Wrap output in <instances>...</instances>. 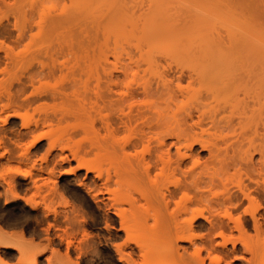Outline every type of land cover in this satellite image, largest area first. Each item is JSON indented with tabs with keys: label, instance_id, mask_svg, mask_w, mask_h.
<instances>
[{
	"label": "bare ground",
	"instance_id": "1",
	"mask_svg": "<svg viewBox=\"0 0 264 264\" xmlns=\"http://www.w3.org/2000/svg\"><path fill=\"white\" fill-rule=\"evenodd\" d=\"M1 2L7 3L8 0H6V2H5V0H1ZM156 3H158L160 5H164V6H169V7L170 6L172 7L175 5L179 6V7L180 6L192 7V9L194 8L197 11L201 10V12L203 13L201 15L200 12H196V13L194 12L195 14H191L189 16L186 13V15H187L186 17L183 16V13H182V17H181L183 20L181 24H183V25H185V23H187V25L189 24V26L195 25V27H196V24L199 23V24H201L202 27H204L203 30L201 29L203 32L200 30L202 32L201 36H202V38H204L203 40H204L205 45H206L205 47L209 51V55H207V56H201V57L200 56L199 57L194 56L195 58L193 57L191 59L188 57L189 60H187V61L191 65V68H189V69H191V70H189V71H191V74L189 73L190 75H192V72H193V74H195V73L196 74H207L208 76L211 75V76H215V77L221 76V75L222 76L227 75L226 76L227 78L226 77L225 78L223 77V78L228 80V76L230 74L234 76L235 72H236V74H238V72H239V74L241 73L244 76L243 78L239 77V78H242V81H240V82L241 83L243 82V83L239 84V85H242V87L238 86V89L236 88L239 91H234V90H236V89H234L235 88L234 87L231 89V92H230V89H228V88H231L232 85L230 86L229 83L226 82L229 87H227V86H223L221 88L218 87V90H216L215 95L213 94L214 92H212V96H216V98L215 97L212 98L213 102H214V104H215V102L217 103V104H215L216 107L212 103H211L212 105H210V106H214L215 107L214 109H216V111H214V112H216V114H214L215 117L213 118V116H211L213 119L211 121L212 126L210 129V131H211L210 135H211V137L213 136V138L206 140L200 136L202 133L204 134V132L209 131L208 129L206 130V128L205 129H202V128L198 129L201 132H199L195 129H192L193 131L195 130V132L192 131L193 133L190 134L189 137H187L189 135V133L185 137L182 136V135H184L183 134L184 130L182 131V130L178 129V131H177L174 129L176 131L174 133L172 132L173 130H170V127L171 128H174V127H172V125L169 124V121H170V123H174V120H176V118H175L176 115H178L179 117L177 118L176 123H174V124H177V123L180 124L181 123L185 126H189L187 128L195 127L198 125L197 128H200L199 125H200L201 118H200V121L198 120L199 118L195 119L196 118L195 116L198 115V109L200 107H195V108L193 107V108H188L185 110H183V108H182L181 111H178L176 113L173 109L172 103H173L174 99L176 98L175 95L177 93L172 91L170 89V86L166 85V84L170 85V83H166V84L164 83V85L161 84L162 82H166V80H168V78H170L169 80H173V79H171L172 77L173 78L175 77L177 80L180 81L182 79V77L185 76V74H186V73L184 74V70H185L184 68L183 69L182 68L177 69L179 67L178 66L177 68L175 67L177 70H174L175 68H172L171 64H169L171 62H169V60L167 62L168 58L166 59L165 56L164 57H162L161 55L156 56V55H152L150 53H146L144 55L141 54L136 59L134 58L135 60L133 61V63H135V64L133 66H129V64L126 62L127 64L126 65L124 64L126 66L125 69L123 66L121 67L120 65H119V67H121L123 69L116 67V65H118V64L114 65L115 67L110 68L111 70H114V72L117 70V71H120V73L119 72L113 73L107 69L108 73L106 74V71H105L106 68H105L103 70L104 71L103 73H105V74L102 73V76H101L102 79L101 80L99 79V80L100 81L103 80L102 81L103 83L101 82L102 85L106 82L104 86L107 85L108 88L107 87H105V88L108 90H107V92L106 91H103V92L104 93L106 92V94H104L105 95L104 97H106L110 100L109 103H112L115 100L116 101L123 100L122 102H126L125 100H127L128 96H130L129 98H131V97L134 98V100L135 99L137 100V98H135V97H138V96L140 97L141 95H146V96H144L146 98L148 97L146 99V101H147L146 103H145V100H144V102L142 101L143 102L142 103L139 100L137 102L136 100L134 101L131 98L129 101L130 106L128 105L130 107L129 108L130 110L127 113L126 112L124 113V110H123V113L121 112L122 114L118 111L119 115H118V113L115 114V118L113 116L114 114H112L113 117H110V115H111L110 114L109 115L110 118L109 117L108 118L110 120L112 119L111 120L112 122L108 121V125H110L109 122L111 123L110 126H112L115 123V126H117V127L118 126L124 127V125L126 127V125L129 124V126L132 127V128H130L132 130V132H133V130L135 132V129H133V128L139 127L140 123L142 122V117H145V118H143L144 120L146 119L145 124H146V121L149 122V124H146L147 127L142 126L143 128L144 127L146 128V130L144 129L145 131L142 130L143 129L142 127H140L141 129L138 128V130H140V131H137V128H136V133L139 132V134L137 133L138 134L137 135L136 133L135 134L133 133V136L134 135H136V136L133 137L131 135L130 136L131 138L129 137L130 139L128 138V139H126L127 141L125 140L126 142L124 141L122 143V149L123 150L120 149L121 151H119V153H121V152L123 153V155H124L123 158H126L125 159L126 163H125V168H123V173H121L122 174L121 181L125 185L124 187L126 188L128 186V188L126 190L123 189V190L119 191L118 193H114L118 189L110 188L112 194L115 195V198H113V199H114V201L116 200V202L114 203L112 201L113 203H110L111 199L109 197L110 205H109V203H108V205L110 207H112L111 206L112 204H117L119 202H120L119 204H123L125 201H127L126 203L129 202L131 207L133 206L132 208L136 209L135 210L136 212L134 213V215H135V218L137 220L139 219L138 221L140 222V228L143 230L149 231L147 233L148 242H146L145 240L143 241V244L145 246L142 244V241H141V240H143L142 239L143 237H141V236H140L141 238L139 237L140 232L139 231L137 232V229L132 226V223L129 222V225L131 223L132 228H131V226L128 227V222H127V225L124 223L125 221L122 218V216H123L122 213H120L121 214L120 217L124 221L123 223L125 224L126 227H124V225L121 226L122 225L121 223H120L121 224L120 226H121V228L123 227L124 229H126V232H127V229H130V230L136 229L138 236L136 237L135 230H134V232L131 230V234L135 233L134 237L132 235L134 240L132 239V237H131V239L133 241H137L135 243H138L139 245H140L139 242H141L142 247H144L143 250L146 248L144 251H146V252L148 251L147 255H149V256L146 255V252H142L143 253L142 255H144L142 257H144V259H148V261H149V259H151L149 262H147V264H152V263L153 264H155V263L156 264H169L172 260L174 261L175 259L177 260V263L175 262V264H235V262H237V261H239L240 264H264V116H263L264 115V111H263L264 110V0H148V3H146L147 4L146 6H147V8L151 7V9H154L155 6H152V5H154ZM3 8L1 5L0 6V184H2V186L1 185L0 186L2 188H5V190H4L5 195H7L8 197L12 196L11 198L15 199V198H18L20 196L22 198V196H23L24 200H25L26 196L25 195H19V193H17V190H16V188H17L16 187L17 186L16 185V177L14 175V171H16V170L12 169L11 168L12 166L9 167V165L12 164L11 162L13 161V159L14 160L19 159V160H17L19 162V164L21 161H23V162H21L23 164V166L25 163H27L29 161L30 163H27L25 165L27 166L28 164H30L31 167L28 165L29 168L33 167L34 169L35 168L37 169L36 172H38V173H36L33 168L29 169L28 167L27 168L29 170L26 168L27 170L24 171L22 169V164H20L21 167L19 165L18 166L23 171L18 169V168H15V169H17L18 172H21L23 174L25 179L30 178V180H28L27 183L30 182V183H32V186L34 185L35 187H38L39 189H41L40 186H42V183H41L40 179L43 178L42 177L43 172H45L46 174H49V177L52 174H54L56 169H57V165L61 164L62 161H67L68 159H70V155L68 157V155L66 153H64L65 148L70 150L69 149L70 147L68 144H67L68 146L65 143L63 144L62 140L60 139L59 136L57 139L54 136L55 134L53 135V132H52L53 130L50 132H45V131L40 132L39 131V129L43 127L42 125H44V123L46 121L47 122L50 121V122L48 124L46 122L45 126L46 125L50 126V124L53 123L51 121L52 117L50 119L49 114H47V113L43 117H41L43 115V114H41V116H39V118L36 119V122H34L35 125H33V123H30L29 119L23 120V121L21 120L23 123L20 122L21 128H18V129H14L13 128L14 125L13 126L11 125L12 119L18 115L20 117L23 116L22 113L20 111H18V109L16 107H20V108L23 107V109L27 113L28 108H30L31 105L33 106V105H35V103L40 104L39 102H41L43 104V102L45 101L44 100L45 98L47 101V98L58 100L59 98L63 99V98L68 96V93H69L68 89L71 86L70 84H62V85H59L58 87H53L52 89L50 87H49L50 89L47 88V85L49 86V84L47 83V85H46L47 79H45V78L49 77V76L50 77L54 76L53 72H55V74H56L57 70H59L60 68L57 67L55 63L49 64L48 61L43 60V56L45 55L44 58H48V57H50V59L53 58L58 53H61V51H63V52L66 51L67 48H64V45H66L65 47H68V43H70L69 44V46H71L70 48H75V47H73L75 45V40H74L75 38L74 37H76L77 33L75 35L76 31L73 32L70 29H68V31H65L64 27L66 25L64 26L63 21H65L66 23H70L72 25V27H74V25H75L74 22L76 21L75 20L76 14H75V11H74L75 15L72 12H70V14H67L69 12V10H67V12H66L67 15L62 17L61 21L59 20L58 16H55L58 19L55 18L56 19L55 20L52 18V22L50 21L51 23L50 22L48 23L49 25L44 24L43 26H41L39 24L40 26H38L37 30L35 32H31V31H33L32 29L35 27V26L33 27L34 24H32L30 22H28L30 25L26 24V22L22 23V24H20V23L17 24V23H15V21H14V23H12L13 20L11 21V18L9 17V13L6 10H4ZM169 9L171 10L173 8H168V9L165 8V10H169ZM186 9L189 11L188 8H186ZM159 10H161V9H159ZM146 11L147 10H145V12ZM152 12H153V10H152ZM159 13L160 12H158L156 14L158 15ZM163 13H165V11ZM167 13H168V15L169 14L172 15L171 12L170 13L167 12ZM149 14L150 13H148V15ZM156 14H155V16H157ZM155 16H154V18H155ZM159 16H161V15H158V17ZM183 17L185 19H183ZM156 18L154 19V21L158 19V18L157 19ZM162 19L164 20L165 18H162ZM68 20L72 21L73 23L69 22ZM158 20L160 22L161 19H158ZM167 20H169V19H167ZM167 20L164 21V24H165V22H167ZM60 22H63V23L60 24ZM62 24H63V27H62ZM189 26H187V27H189ZM191 26H190V29L192 28ZM59 28L60 29L64 28L63 30L66 33V34L60 33V35L62 34V36H63L62 40L64 41V39H65V43H66V44H64V42H62V40H61V44L63 43V46H61V44L57 45L60 42L59 37H61V36H58L59 35L58 33L60 30L59 31H57V30ZM147 28H149V27L147 26ZM55 29H57V30H55ZM74 30H75V27H74ZM54 32H55V34H54ZM61 32H62V30H61ZM67 32H69L68 35H67ZM27 33H29L30 36L27 35ZM49 33H52V35L51 34L49 35ZM26 35L29 36V41L31 39L34 40V38L38 35L39 37L35 38L36 39V40H34L35 42L37 41V39L38 40H40V39L44 40L46 37L48 44H49V42H51L49 44L50 47L47 44L45 49H43L44 47L43 48L41 47V49H40V47H37V48L35 47V49L33 47L32 50H29L28 48H26V49H28V51H30V53H28L27 55L31 54L32 57L31 56L27 57V55L25 56V53L23 54L22 51H21V53H22L21 55H23V56H20L18 54V52L16 53L17 55H15L14 51H16L17 49H14V47H16L17 44H14L15 46H13V41L20 42L24 38H26L25 37ZM47 35H49V37H47ZM64 35H65V38H64ZM158 35H159V33H158ZM167 35H169V34H167ZM145 36H147V35H145ZM54 37L55 38L58 37V38L55 39ZM66 39H68L69 42ZM33 40H31V46L35 44V42H34V44H32ZM57 40L59 42L57 44H55V42H57ZM24 44H26V41ZM53 45H55V49L50 50V48H54ZM26 46H28V44H26L25 47ZM56 46L62 47L64 50L63 49L61 50V48H58ZM75 46H77V45H75ZM149 46H151V45L149 44ZM59 50H61V51L59 52ZM68 50H69V48H68ZM71 50L72 49H70V51ZM63 52L61 53V55L63 54ZM74 52H72V53H74ZM26 53H27V51H26ZM41 55H43L42 59H41ZM59 55L60 54H58V57H59ZM65 55H68V54H65ZM68 56H70V55H68ZM18 58H19L18 61H20V58H21V61H20L21 66L19 68L26 67V70L20 74L17 71H16L17 73H14L15 71H13L14 69H16V67L14 65H15V61L17 63ZM22 58H24V59H22ZM26 59H27V62H26ZM69 59L71 60V58H69ZM23 60H24V62H23ZM165 61L168 63L167 65L164 64ZM185 61H186V59H185ZM22 62L24 64H22ZM35 63H38V65H36ZM175 63H176V61H175ZM33 64H35V66H37V67L33 66ZM189 64H188V67H190ZM26 65H28V66H26ZM62 65L66 66L65 63ZM55 66H56V68H55ZM17 67H18V65H17ZM70 67H74V66L71 65ZM57 68H59V69H57ZM54 69H57V70L54 71ZM23 70H24V68H23ZM170 72H172V74H171L172 77L165 78L170 74ZM121 75L124 78H127L125 76L129 77L126 79L127 80V86H126L127 89L126 90H120V88L118 89V87H117L118 83H120L124 79ZM129 75H131L134 78H136V77L138 78L139 77L138 75H140L141 77H142V75H143V77L145 75H148V76L150 75L151 78H152V76H156V77H158V79H159V77H161L162 82H160L161 81V78H160V81L156 82L154 85L153 84L154 80L151 81V80L147 79L148 77L146 76L147 77L146 79L149 82V83L147 82L148 84L145 83L143 87L140 85L141 88L132 87V84L130 82L131 76H129ZM199 76H201V75H199ZM236 76H234V77H236ZM103 77H105L106 79ZM120 77H122V79ZM230 77H232V76H230ZM230 77H229V79H230ZM134 78H132L131 81ZM196 78H197V76H196ZM198 80L199 79H197V81ZM211 80H209V83L211 82ZM226 80H224V81H226ZM128 81H129V83H128ZM200 81L201 80H199V83H200ZM169 82H171V81H169ZM228 82H229V80H228ZM190 83H192V82H190ZM233 83L235 84L237 82H233ZM44 84L46 86H44ZM130 84H131V86H130ZM205 84H206V81L204 82V85ZM211 85H212V83H211ZM222 85H224V84H222ZM43 86L46 87L47 89H45ZM173 86H175V85H173ZM176 86H177V84H176ZM189 86H191V85H189ZM200 86H202V85H200ZM236 86H237V84H236ZM113 87H116V88H113ZM208 87H210V85H208ZM212 87H214V86H212ZM254 87H255V89L257 88V96L258 97L255 96L254 94H252ZM179 88H181V87H179ZM206 88H207V86H206ZM241 88H242V90H241ZM176 89H178V87L175 88V90ZM181 89H183V88H181ZM199 89H198V91H199ZM202 89H203V87H202ZM209 89H212V88H209ZM204 90H207V89H204ZM187 91H188V89H187ZM193 91H197V89L193 90ZM198 91L194 92V95L192 92L191 94L193 96L190 94V96H191L190 98H195L194 96H197L195 94L198 93ZM240 91L241 92L243 91L242 96H241ZM254 91H256V90H254ZM229 92L230 93L234 92L235 94L238 92L236 94L237 100H238V103H240L242 105L243 113L245 115V120L246 121L248 120L247 123H249V124L251 122V126H249V130H242V131L240 130L241 133L239 131L238 133H240V134L235 136V137L229 135V132L232 133L231 128L235 127V125L231 126L232 123L234 124V122L231 123V121H232L231 119H233V117H234V115H232L233 112H231L232 110L228 111L229 114L232 115L231 118L227 112L228 105L231 103L230 102L231 95ZM239 92H240V96H239ZM115 94H117V95H115ZM251 94L254 95L255 97L252 96ZM83 95H81L82 98H81V96H80V98L82 100H84L85 102L88 101V99H87L88 97L86 98L84 95V97L87 99L86 100L83 97ZM180 95H182V94H180ZM17 96H18V99H17ZM116 96H118V97H116ZM210 96H208V97H210ZM80 98L78 100H80ZM61 99H59V100H61ZM254 99H258V100L253 105L252 102H254ZM65 100L66 99H64L63 101H65ZM82 100H80L81 102L79 101L80 103L78 102V104H79V108H81V110H82L81 112L84 113L85 110L82 109L83 107H80V104L83 102ZM112 100H114V101H112ZM208 100H210V99H208ZM208 100H207V102H208ZM199 101H201V100L199 99ZM203 101L204 100H202V102ZM85 102H83L81 104V106H83V104H84V107H85L86 106ZM139 102H140V104H139ZM118 103H120V102L118 101ZM38 104H36V105H38ZM42 104H40V105H42ZM199 104H202V103L199 102ZM255 104H257L258 106ZM119 105H121V104H119ZM24 106H27V108H24ZM28 106H30V107H28ZM114 106H113V108L116 107V106L115 107ZM256 106H257L258 110H257ZM43 107H45V106H43ZM202 107L200 109H202ZM262 107H263V110L261 109ZM87 108L88 107H85L86 111H87ZM88 110H89V108H88ZM203 110L204 109H202L201 113L203 112ZM35 111H36V109H35ZM115 112H117V110ZM20 113H21V115H20ZM83 113H81V114H83ZM87 113H88V111H87ZM251 113H253V114H251ZM256 113L262 114L261 117L259 116L260 118H262L261 121L259 120L260 119L259 117L255 118L256 116H254V115H257ZM53 114H55V113H53ZM202 115H204V114H202ZM172 117H174L175 119ZM251 117L254 118L255 120L257 119L258 121L255 122V120L253 119V122H252ZM171 118H172V120H171ZM138 119H140V120H138ZM134 120H137V122H138L137 124H139V125H136V121H134ZM144 120H143V122H144ZM131 122H133L134 124L131 125L130 124ZM181 124H180V127L178 126L179 128H182ZM201 124H202V122H201ZM169 125H170V127H169ZM40 126H42V127H40ZM115 126H114V128H115ZM129 126H127V127H129ZM185 126H184V129L186 128ZM190 129H188L189 132L191 131ZM179 131L182 132V135H178V134H180ZM140 132H142V133H140ZM177 132H178V134H177ZM185 132H188V131H185ZM49 133L52 134L51 137L49 136L50 135ZM198 133H200V134H198ZM206 135H207V133H206ZM46 136L50 137L47 139V141H48L47 145L48 146L46 149L47 150L46 156L47 155L50 156V154H52L53 151L57 150L55 148L59 147L61 150V151L54 152L55 154H52L51 158L53 156H55V158H52V159H56V160H53L54 162L52 161L53 162L52 166L49 165V160L46 161L47 157L44 158L45 156H43L42 153L40 155L42 157H40V156L39 157L36 156V157L40 158V160H42V161L45 159V161H46L45 165H44V163L43 164L41 163L42 161H40L39 164L36 163L35 161H33L34 160L33 158H35V157H34L32 149L35 148L36 146L40 145L41 140L44 139ZM54 137H55V139H53ZM146 137L148 139H145ZM255 138H257L258 140H255ZM59 139L61 142L59 141ZM144 140L147 141L149 144L147 142H145ZM142 142H145V143H143L144 148L140 149V151H139L138 146H139V144L141 145ZM152 142L154 144H152ZM197 143H199V150L202 148L203 150H205V152H207V154H204L205 156H203V154L201 155L200 152L196 150L198 148V147L195 148V145ZM146 145H147V147H146ZM40 147H42V146H40ZM145 147H146V149H145ZM173 148H175V149H173ZM125 149H128V150L130 149V150L128 152V150L126 151ZM133 149H134V151H132ZM135 149H137V150H135ZM71 151H73V150H71ZM130 151H132V152H130ZM44 152H45V150H44ZM70 152H69V154H70ZM139 152H141V153H139ZM34 153H36V152H34ZM71 153H73L77 159H79V160L82 159V158H80V156L76 155V154H78V152L74 151ZM16 154H17V156H16ZM131 154L133 155L132 157H130ZM16 157H18V158H16ZM56 157H59V160ZM31 158H32V160H31ZM37 158H35V159H37ZM73 158H75V157H73ZM33 163H36L37 165L33 164ZM77 164L78 165H76V168L77 167H85L87 173L91 170L94 172V170L98 169V167L95 168L94 165H91V164L87 163L86 161L84 162L83 159L81 161H79V163H77ZM88 164L91 166H89ZM1 166L3 169L1 168ZM6 166H7V168H6ZM93 166H94V169H93ZM120 167H122V166H120ZM76 168H75V170H76ZM58 169H60V168L58 167ZM31 170H33L36 174H38V176H36L35 174L33 175L34 172ZM71 170H73V167H71L70 169H66L63 172L68 174V173H71L70 172ZM154 170H156V172H154ZM10 171H11V173H13V176H11V173H9ZM102 172H103V170H101V168H99V171L96 170V172H94V174H96L95 176L99 177V179L102 176V179H103V175H102L103 173ZM17 173L15 172L16 175H17ZM109 173L110 172H108V174L106 173L107 176L104 175L105 179H104V182L102 181L103 184H100L99 182H98L99 183L98 184L96 180H93L92 181L93 183H89V182H87V180L85 181V180L78 179V180H80L78 185H82V187L85 186V188H88L89 192L92 193L91 195H93V198L96 201H100V202L104 201L105 202V200H104L105 192L108 193V191H109L108 190L109 188L108 189L106 188V190H108V191H105V187L107 186L105 184H108L107 183L108 180L111 179V176ZM170 173L173 176L175 174H179L180 177H179V175H175V176H177V178L174 179L173 182L172 181L169 182L167 180V179H169V178H167V176H168V174L171 176ZM40 174H42L41 177H40ZM55 174H57V173H55ZM164 176H166V177H164ZM170 176H168V177H170ZM38 177H40V178H38ZM162 177L165 179L167 178V179L166 180L163 179L164 180L163 181ZM78 178H80V177H78ZM46 179H48L47 176H46ZM38 181H39V183H37ZM167 181L169 182V184L171 186H169V184H167L168 183ZM135 182H137L136 183L137 185L140 184L142 186H146L148 184L149 186H147V187H151V188H149L150 194L147 193L148 195L146 194L144 197L142 194V191H141L142 195L140 194V191L138 192V186H136L137 192L135 191V188H134V190H131L135 186L134 185ZM165 182H167V183H165ZM40 183H41V185H40ZM45 183H46V181H45ZM52 183H54V182H52ZM141 183H146V185L141 184ZM3 184H5V185H3ZM140 185H139V187H140ZM29 186H30V184H29ZM56 186H57V184L54 187H56ZM147 187H146V189H147ZM30 188H32V187H30ZM47 189H46V191H47ZM128 189L130 191H133V192H129ZM139 189H141V188H139ZM143 189H144V187H143ZM125 191H128V192H125ZM52 192L54 193L55 191H52ZM134 192L136 195H138V194L141 195V196L139 195L140 200L142 198H145L146 202L144 201L145 203H142L143 199L140 202L139 197H137L138 198L137 199L136 196L134 195ZM144 192H145V189H144L143 193ZM148 192H149V190H148ZM0 194H1V192H0ZM3 194H4V192H3ZM46 194L45 195L43 194V195L49 199L50 198L49 194H48V196H46ZM59 194L60 193L58 192V195ZM56 195H55V197H56ZM52 196H54V195H52ZM107 196H109V195H107ZM147 196H148V198H147ZM60 197H62V196H60ZM44 198L42 199L43 201H41V202L45 201L49 204L50 201H48V200L46 201V200H44ZM36 199H35V197L32 198V196H31L30 199H28V197H27L26 200H27L28 204L31 205L32 208H37L42 203H40L38 199H37L38 201H36ZM51 199H52V197L50 198V200ZM54 199L55 198H53V200ZM57 200H55V202ZM57 202H59V201H57ZM139 202L142 204L141 207H139V205H140ZM102 204H104V203H102ZM143 204H145V205H143ZM45 205H46V203H45ZM55 206H57V205H55ZM72 206H74V205H72ZM120 206L121 205H119V207ZM119 207H117L118 208L117 210H119L121 212V209H120L121 207L120 208ZM52 208H56V207H52ZM67 208H69V207L67 206ZM59 209L61 210V208H59ZM70 209L71 208H69V210ZM43 210H45V208H43ZM55 210L54 211L52 210V211L55 212ZM64 210L67 211V209H64ZM75 210H76V208H75ZM117 210L115 209V211L117 212V215H118L119 211H117ZM52 211L50 209V213H52ZM48 212H49V210H48ZM59 213L61 214L63 212H59ZM63 214H67V212H64ZM69 214H71V211L69 212ZM72 214H75L73 216L75 219V216L77 214H79V211L77 214H76V212L75 213L73 212ZM83 215H81L83 217L82 219H84ZM60 216H62V215H60ZM67 216H69V215H67ZM67 216H62V218L63 217L66 218ZM57 217H55V218L58 219ZM62 218H60V219L62 220ZM65 218H64V220H65ZM68 218H66L67 220L65 222L70 221V219L68 221ZM82 219H80L81 222H82ZM58 220H56V221H58ZM61 220H59V221H61ZM84 220H85V222H87L86 218ZM59 221H58V223H59ZM78 221L79 220H77V222ZM46 222H48V221L46 220ZM62 222H63V220H62ZM73 222H74V220H73ZM79 222H78V225H79ZM150 222H152V223H150ZM50 223L52 224V222H49V224ZM69 224L72 225L71 222H69ZM52 225H55V224H52ZM74 225H76V224H74ZM80 225H83V224H80ZM61 226L62 225H60L59 227H61ZM84 226L85 225H83V228H84ZM70 227H72V226H70ZM2 228H1V231L3 230ZM76 229H74V231ZM68 230L66 231L64 229L63 231L66 233V232H68ZM130 230L127 233L129 235H130ZM4 231L7 232V230H4ZM63 231H62V233H63ZM14 232L15 231H13L12 233H13V235L15 234L14 237L16 236L17 238L12 237L13 236L12 234H10L8 236L6 234L0 233V246H4L7 248V247H10L11 245H13L12 240L11 241L8 240L9 238H11L15 241H17L16 239H19V238L23 239L22 238V236L24 237L23 231H22L23 235L21 234L22 236H20V234L16 235V234H18V232H15V233ZM60 232H61V230L57 233H60ZM70 232H68V233L70 234ZM85 232H86V230H85ZM9 233H11V232H9ZM65 233H64V235H65ZM68 233H66V235H68V236L73 234V233H71L69 235ZM83 234H82V236H84ZM130 236H128L129 238L127 239V241L130 239ZM135 237L137 239L140 238V241L137 240ZM60 239H63L64 242L66 241L62 237ZM23 240L26 241V244ZM23 240H19V242L23 241L22 244L25 245V248L22 244H19V242H18V244L20 246L18 245L17 247L19 248V250L23 251L24 254L22 252H20L22 255L21 254H19V255L23 256L27 252L34 251L31 249L34 247V245H36V247L34 249L39 247V250L42 249V250H40L42 253L43 248H40L41 246L38 244L39 241H38V243L36 241L34 243L33 239H31V240L29 239L30 241L33 240L32 242H30L26 238V236H25V239H23ZM49 240H51V239H49ZM49 240H47V241L49 242ZM71 240H72V238H71ZM83 240H85V239H83ZM129 242H128V244H129ZM74 244L76 245V243H74ZM115 244L117 245V243H115ZM138 244L137 245L135 244V245L138 246ZM116 245H115V247H116ZM125 245H126V243H125ZM127 245H126V247H127ZM14 246H16V245H14ZM117 246H119L117 248L118 253L120 254L118 256L119 259L121 261H126V262L128 261V264H132V263H130L131 260H128V257L126 256L127 251L121 249L120 245H117ZM126 247L124 246L123 248L126 249ZM132 248L133 247H131L130 249H132ZM27 249L28 250L31 249V251H28ZM44 249H45V247H44ZM128 249H129V247H128ZM24 250H25V252H24ZM52 251L54 253L56 250L53 249ZM52 251H51L50 255L52 254ZM124 251H126V252L124 253ZM35 253L37 255H38V253L40 254V252L38 250H36ZM67 253L65 254L66 255L65 258L63 257L64 255L61 257L63 259H66L67 257H69L70 254L67 256ZM149 253H151L152 255H150ZM54 254H53L54 257L56 255L57 256L60 255L57 253H56V255H54ZM33 255H29V256L32 257ZM37 255H35V257ZM61 255H62V253H61ZM129 255H132V254H129ZM153 255L157 260L152 262V260L154 259ZM25 256H27V254ZM53 256L51 255L52 260L54 259ZM132 256H134V254ZM147 257H149V258H147ZM48 258H50V257H48ZM48 258H47V261H48ZM28 260L32 261L33 259L32 260L28 259ZM52 260H50V262ZM58 260H60L59 257H58ZM5 261L3 259H2V261L0 260V264H8ZM26 261L24 263L28 264L27 262H29V261H27V262ZM36 261L37 260L35 259L34 261H32V263L29 262V264H38V262H36ZM66 261H68V263H69L70 261H75V260H73V259L71 260V258L69 257L68 259H66ZM146 261L147 260H145V262L144 261L141 262V264L142 263L146 264ZM133 262H135L134 259H133ZM138 263L140 264V262H138ZM20 264H22V262ZM69 264H73V263L70 262Z\"/></svg>",
	"mask_w": 264,
	"mask_h": 264
},
{
	"label": "rangeland",
	"instance_id": "2",
	"mask_svg": "<svg viewBox=\"0 0 264 264\" xmlns=\"http://www.w3.org/2000/svg\"><path fill=\"white\" fill-rule=\"evenodd\" d=\"M5 2H6V0H5ZM146 3H148V0H8L7 3L1 2V0H0V4L2 5V8L4 7L3 9L6 10L9 13V17L11 18V21L13 20L12 23H14V21H15V23H17V24H19V23L22 24V23H25V22H26V24H29L28 22L34 24L33 27L34 26L35 27L32 29L33 31H31V32H35L37 30L38 26H40V25L41 26H43L44 24L49 25L48 23L50 21L52 22V18L53 19L57 18L55 16H58L59 20L61 21L62 17H64L67 14H70V12H72L74 14V11H75V14H76V15L74 14L75 18H76L75 19L76 21L74 22L75 23V25H74L75 30H74V27H72V25L70 23H66L65 21H63V22H64V26L66 25L64 27L65 31H68V29H70L73 32L76 31L75 35L77 33L76 37H74L75 38L74 39L75 40V45H77V46H75V45L73 46L75 48H70L71 47V46H69L70 43H68L69 40L66 39V40H68V42H67L68 43V47H65L66 45H64V48H67V50H66L67 52L66 51H64V52L61 51L63 48L59 47V46H56L58 48H61V50H59V52L60 51H61V53L63 52L62 55H61V53H58V54H60L59 57H58V54H57L53 58L50 59V57L44 58L45 55L44 56L41 55V59H42V56H43V60L48 61L49 64L55 63L56 66L60 68V69L57 68L59 70L54 69V71L57 70L56 74H55V72H53L54 76L51 75L52 77L49 76V77L45 78V79H47L46 85H47V83L49 84V86L47 85V88L48 89H50V88L52 89L53 87H58L59 85H62V84H70L71 86L68 89V91H69L68 96L69 97L67 96V97H65L63 99L59 98L61 100H59V99L58 100H56V99L54 100V99H51V98L50 99L47 98V101H46V98H45L44 99L45 101L44 100H43L44 102L42 101L44 105L41 102H39L42 105H40L38 103H35V105H33L34 107L32 105H31V107L28 106V107H30V108H28V112H27L28 114L25 112L23 107H21V108L20 107H16L18 109V111H20L22 113L23 116H21V117L19 115L16 116L15 118L12 119V124H11L12 126L14 125L13 126L14 129H18V128H21L20 125H21V123H23L22 122L23 120H28L29 119L30 123H33V125H35L34 122H36V119L39 118V116H41V114H43L41 117H43L46 113L49 114V118L51 119V117H52L51 121L53 123L50 124V126L51 125L52 126L51 127L49 125L45 126V124L47 122L46 121L44 123V125H42L44 128L42 126H40L42 128H40L39 131L40 132L41 131L50 132V131L53 130L52 131L53 135L55 134L54 136L57 139H58V136H59L60 139L62 140L63 144L65 143L66 145L67 144L69 145L70 148L69 147L68 148L70 150L65 148L64 153H66L68 155V157L70 155V159L67 160L68 162L67 161H62L61 162L62 165L61 164L57 165V169L55 171V173H57V174L54 173L50 177H49V174H46L45 172H43L44 176L42 174H40V177L42 175V177L44 178V179L43 178L40 179L41 183H42V186H40L41 189H39L38 187H35L34 185L32 186V183H30V182L27 183V181L30 180V178L29 179H25L23 174L21 172H18L17 169H15V168L20 169V167H21L20 164H22L21 162H23V161H21L20 164H19V162L17 161L19 159H16L18 157L15 158L16 160L13 159V161L11 162L12 164L9 165V167L12 166L11 168L16 170V171H14V175L16 177V185H17L16 186L17 187L16 190H17V193H19V195H25L26 199H27V197H28V199H30L31 196H32V198H34V197H35V199L37 198L39 200V202L42 203L41 205L43 207L41 205H39L37 208H32L31 205L28 204L27 200L26 199L24 200L23 196H22V198L20 196V197L15 198V199L11 198L12 196L8 197L7 195H5V191H4L5 188H2L1 187L2 184H0L1 185L0 187L3 189L2 190L0 188V190H1L0 192L2 194V195L0 194V233L6 234L8 236L10 234L13 235V233H12L13 231L18 232V234H16V235L20 234V236H22L23 233H24V237L22 236L23 239H25V236H26V238L28 240L29 239L30 240L33 239L34 241L33 240L32 241L34 243H35V241L37 243L39 241L38 244L41 246L40 248H43L44 252L42 251V253H41L40 250H42V249L39 250V247L34 249L36 247V245H34V247L31 248L34 251H31V249L30 250L27 249L28 251H31V252H27L26 253L27 256H25L26 254L21 256L22 254L20 252L23 253V251L19 250V248L17 246L19 244H22L24 240L19 238V239H16L17 241H15V240L9 238L8 240H10V241L12 240L13 245H11L10 247H7V248L4 247V246H0V256L2 255L0 257L1 261L3 259L4 261L6 260L5 262H7L8 264H12V263L13 264H20L21 262H22V264H25L24 262L26 260L29 261L28 259H30V260L33 259L32 261H34L36 259L37 260L36 262H38V264H67L68 261H66V259H68L70 257L71 260L72 259L75 260V261H70L73 264H128V261L127 262L126 261H121L119 259L118 256L120 254L118 253V250H117V248L119 246H117V245H120L121 249L127 251V252L124 251V253L126 252V256L128 257V260H131V262L130 261L129 262L132 263V264H135V263L139 264L138 262H140V264H141V262H143V261L145 262V260H147L146 261V264H147V262H149L151 260V259H149V261H148V259H144V257H142V256H144V255H142L143 254L142 252H146V251H144L146 248L143 250L144 247H142V244H143L144 240L146 242H148L147 233L149 231L143 230V229L140 228V222L138 221L139 219L137 220L135 218V215H134V213L136 212L135 211L136 209H133L132 208L133 206L131 207L129 202L126 203L127 201H125L123 204H119L120 203L119 202V203H117L118 205L117 204H112L111 205L112 207L109 206L110 203H113V202L115 203L116 202V200L114 201V199H113V198H115V195L112 194L110 188L118 189L114 193H118L119 191H121L123 189L126 190L128 188V186L125 188L124 187L125 185L121 181V177H122L121 173H123V168H125V163H126L125 159L126 158H123L124 157L123 153L121 152L122 153L121 154V153H119V151L123 150L122 149V143L126 139H128L131 135L133 136V133L134 134L136 133V128L137 127H134L133 129H135V132H134V130L132 132V130L130 129L132 127L129 126V124L126 125V127H125V125H124V127L123 126H118L117 127V126H115V123L112 126H110L111 123L109 122L110 125H108V121L112 120V119L111 120L109 119L110 117L114 116V118H115V114L118 113V115H119V112L123 113V110H124V113L125 112L127 113L130 110L129 109L130 108L129 107L130 106L129 105V103H130L129 101H130V99L132 97L129 98L130 96H128L127 97L128 101L124 99L126 102H122L123 100H121V101L118 100L120 102V103H118V101L112 100L114 102L111 101L112 103H109L110 100L108 98L104 97L105 96L104 94H106V92L108 90V89L105 88V87H107V85L104 86L106 82L102 85V83H103L102 81L103 80L100 81L102 79L101 78L102 73L104 72L103 70L106 68V70H105L106 74L108 73L107 72L108 70L110 72H113V73H118V72L120 73V71L116 70L117 72L116 71L114 72V70H111L110 68H113V67H115L114 65L118 64V65H116V67L121 68L123 66L124 69H125V67H126L125 65L127 63L129 64V66H133L135 64V63H133V61L139 55H141V54L144 55L146 53H150V54L156 55V56H158V55L160 56L161 55L162 57L165 56L166 59L168 58L167 62H168V60H169V62H171L169 64H171L172 68H175V67L177 68L178 66L179 67L177 69H179V68L183 69L184 68L185 69L184 70V74L185 73L186 74L180 80L181 82L179 80H177L175 77L174 78L172 77V75H171L172 72H170V74L167 77H165V78L172 77L171 79H173V80H169L170 78H168V80H166V82H162V78L159 77V79H158V77H156V76H152V78H151L150 75L149 76L145 75L144 77H143V75H142V77L140 75H138L139 76L138 78L137 77L134 78L131 75H129V76H131L130 82L132 84V87H139V88H141V86L143 87L144 84L148 82L147 79H149L151 81L154 80V83L152 82L154 85H155L156 82L160 81V78H161L160 82H162L161 84L164 85V83L165 84L166 83H170V85H168V84H166V85L170 86V89L172 91H174L175 93H177L175 95L177 99L175 98L173 103H172L173 109H174V111L176 113L178 111H181L182 108H183V110H185V109L193 108V107L194 108L195 107H200L201 108L203 106L202 107V109H204L203 112L201 113L202 109L199 108L198 109V115L195 116L196 117L195 119L199 118L198 119L199 121H200V118H201V121H200V125L201 126L199 125L200 128H197V126H198L197 125L195 127H190L191 128L190 129V128H187L189 126H185V125H183L181 123L180 124L182 125L183 129L179 128L180 127L179 123L174 124V123H176V120L179 117L178 115H176V117H175L176 120H174L175 118L172 117V118H174L173 119L174 123H170V121H169V124H171L172 127H174V128H171L170 125H169V127H170V130H173L172 131L173 133L176 132L175 130L178 131V129L182 130V131L184 130L183 131L184 135H182L181 131H179L180 134H178V132H177L178 135H182L183 137L187 136L188 133H189V135L187 137H189L190 134L195 132V130L199 131L198 129H201V128L205 129L206 128V130L207 129L209 130L208 131L209 133L208 132H204V134L202 133L203 135L202 134L200 135L201 137H203L206 140L213 138V136L211 137V135H210V132H211L210 129H211V126H212V122L211 121L215 117L214 114H216V112H214V111H216V109H214V108L216 107L215 104H217V103L215 102V104H214L213 99H212L214 97L216 98V96H212V92H214L213 94L215 95L216 94V90H218V87L219 88H221L223 86L229 87L227 85V83H229L230 86L232 85L231 88H228V89H230V92H231V89L234 88V87H235L234 89H236V88L238 89V86L242 87V85H239V84L241 83L240 81H242V78L244 76L241 73L239 74V72H238V74H236V72H235L234 76H236V75L237 76L234 77L233 75L230 74L228 76V80H229V82H228V80L224 79L227 75L226 76H222L221 75V76H216V77L209 75L210 76L209 77L207 74H196L195 73L196 74L195 75V74H193V72H192L193 76L190 75L191 71H189V70H191V69H189V68H191V65L189 64V62L187 60H189V58L190 59L193 58L194 56L195 57H197V56L198 57L199 56L200 57L201 56H207V55H209V51L205 47L206 45H205V42L203 40L204 38H202V36H201L202 32H203L202 30H203L204 27H202L201 24L197 23L196 27H195V25H192V26L190 25L192 27L191 28L192 30H191L189 24L188 25H187V23H185V25L181 24L182 21H183L181 17H182V13H183V16H185V17L187 15L189 16L191 14H195L196 12H200L201 15L203 13L201 12V10L197 11L194 8L192 9V7H187V6H185V7L184 6H180L179 7V6H176V5H175L176 7L175 6H172V7L170 6L169 7V6L160 5L158 3L152 5V6H155V8H154L155 10H154V9H151V7L147 8V6H146L147 4ZM165 8L166 9L173 8V9H171V10L169 9L170 10L169 11V10H165ZM186 8H188L189 11ZM159 9H161V10H159ZM67 10H69V12L66 14ZM145 10H147V11L145 12ZM152 10H153V12H152ZM164 11H165L166 14L163 13ZM158 12H160L158 15H161L159 17L156 14ZM167 12H169V13L171 12L172 15L171 14L168 15ZM148 13H150V14L148 15ZM186 13H187V15H186ZM155 14L157 16H155ZM154 16H155V18L157 17L158 19H161L162 21L160 20V22H159V20L156 18L157 20H155L156 21L155 22L154 21V19H155ZM162 18H165V19L163 20ZM167 19H169V20L171 19V20L169 21ZM183 19H185V18L183 17ZM165 20H167V22H165V24H164ZM63 22H60V24L63 23ZM69 22H72V21H69ZM146 25L149 28H147ZM186 25L189 26V27H187ZM62 27H63V24H62ZM63 29L62 28L61 29L59 28L58 30L55 29L57 31L60 30L59 33L57 32L59 35L58 34L57 35L61 36V37H59L60 38V42L58 40H57V42H55V44H57L59 42V44H57V45L61 44V40H62V37H63L62 34L60 35V33L66 34ZM61 30H62V32H61ZM69 32H67V35L69 34ZM52 33H49V35L50 34L52 35ZM158 33H159V35H158ZM54 34H55V32H54ZM167 34H169V35H167ZM27 35H29V33H27ZM27 35L25 36L26 38L23 39L24 41L23 40L20 41V42L13 41V46H15L14 44H17L16 47H14V49H17L16 51H14L15 55H17L16 53L18 52V54L20 56H23V55H21L22 53L23 54L25 53V56H26L28 53H30V51H28V49L32 50L33 47H34V49H35V47L36 48L40 47V49H41V47L42 48L44 47L43 49H45V47L48 44V41H47L46 37H45L46 40L45 39L44 40L43 39H40V40L37 39V41L35 42L34 41V40H36L35 38L39 37L37 35L34 38V40L30 38L31 40H33L32 44H34V42H35V44L31 46V40L29 41V36L30 35L29 36H27ZM49 35H47V37H49ZM145 35H147V36H145ZM57 38H55V39H57ZM64 38H65V35H64ZM25 41H26V44H28V46H26V47H25L26 44H24ZM62 42H64V44H66L65 43V39H64V41L62 40ZM50 43L51 42H49V44ZM49 44H48V46H49ZM149 44L151 46H149ZM53 46H54V48H50V50L51 49H55V45H53ZM61 46H63V43L61 44ZM26 48H28V49H26ZM68 48H69V50H68ZM70 49H72V50L70 51ZM21 51H22V53H21ZM26 51H27V53H26ZM72 52H74L75 54L72 53ZM64 53L70 55L71 57L68 56V55H65ZM28 56L32 57L31 54L27 55V57ZM69 58H71V60ZM22 59H24V58H22ZM185 59H186L187 62L185 61ZM18 60H19V58L17 59V63L15 61V65L14 66L16 67V69L13 68L14 69L13 71H15L14 73L19 72V74H20V73H22V72H24L26 70V67L22 66L24 68V70H23V68H19L21 66V64H20L21 58H20V61H18ZM175 61H176V63H175ZM23 62H24V60H23ZM23 62H22V64H24ZM26 62H27V59H26ZM167 62L165 61L164 64L167 65L168 64ZM64 63L66 64V66L62 65ZM35 64L38 65V63H35ZM35 64H33V66H35ZM188 64L190 65V67H188ZM17 65H18V67H17ZM71 65L74 66V67H70ZM119 65L121 67H119ZM26 66H28V65H26ZM56 66H55V68H56ZM35 67H37V66H35ZM176 68L174 70H177ZM121 69H123V68H121ZM103 74H105V73H103ZM199 75H201V76H199ZM196 76H197V78H196ZM230 76H232V77H230ZM122 77H120V78L122 79ZM125 77L129 78L128 76H125ZM229 77H230V79H229ZM239 77H242V78H239ZM103 78H105V77H103ZM127 78H124L123 79L124 81L122 80L120 83H118V85H117L118 89L119 88H120V90H126L127 89V87H126L127 86V80H126ZM132 78H134L132 80L133 82L131 81ZM197 79L201 80L200 81L201 84L199 83V80L197 81ZM209 80H211L210 83H209ZM224 80H226V81H224ZM169 81H171V82H169ZM205 81H206V84L204 85ZM190 82H192V83H190ZM233 82H237V83L234 84ZM128 83H129V81H128ZM211 83H212V85H211ZM131 84H130V86H131ZM176 84H177V86H176ZM222 84H224V85H222ZM236 84H237V86H236ZM46 85L44 84V86H46ZM173 85H175V86H173ZM189 85H191L192 87L189 86ZM200 85H202V86H200ZM208 85H210V87H208ZM206 86H207V88H206ZM212 86H214V87H212ZM177 87H178V89L175 90V88H177ZM179 87H181L183 89H181ZM202 87H203V89H202ZM44 88L47 89L46 87H44ZM113 88H116V87H113ZM209 88H212V89H209ZM187 89H188V91H187ZM196 89H197V91L199 89L198 93L195 94L197 96H194L195 98H190L191 97L190 94L192 92H193V95H194V92H197V91H193V90H196ZM204 89H207V90H204ZM237 89L234 90V91H239ZM241 90H242V88H241ZM254 90H256V91H254ZM254 90H253L252 94L257 96V88L255 89V87H254ZM103 91H106V92L104 93ZM240 92H239V96H240ZM242 92H241V96H242ZM83 94L85 95L86 98L88 97L87 98L88 101L85 102L84 100L81 99L82 98L81 95H83ZM180 94H182V95H180ZM234 94H235L234 92L230 93V95H231V100H230L231 103L230 104L231 105L229 104L230 106L228 105V109H227V112L232 110L231 112L234 113V114L232 113V115H234V117H233V119H231L232 120L231 123L234 122V124L232 123L231 126L235 125V127L234 128L232 127L233 129L231 128V130H232L231 132L232 133L229 132V135H231L233 137L239 135L242 130H249V126H251V122L249 124V123H247L248 120L247 121L245 120V115L243 113L242 105L240 103H238L237 95L235 94L236 95L235 96ZM84 95H83V97H84ZM115 95H117V94H115ZM254 95H252V96H254ZM80 96H81V98H80ZM144 96H146V95H141L140 97L139 96L135 97V98H137V100L136 99L135 100L137 102H138V100L141 101V102L142 101L144 102V100H145V103H146L147 102L146 99L148 97L146 98ZM208 96H210V97H208ZM116 97H118V96H116ZM79 98H80V100L85 102V104H86L85 107L89 108L90 111L88 110V108H87V111H88V113L90 115L87 113V111H86V109L84 107V104H83V106H81V104L83 102L80 104V107H83L82 109L85 110V111H84V113L81 112L82 110H81V108H79V104H78V102L80 101V100H78ZM17 99H18V96H17ZM64 99H66V100L63 101ZM132 99L134 100V98H132ZM199 99L201 101H199ZM208 99H210V100H208ZM106 100L107 101L109 100V101L107 102ZM202 100H204V101L202 102ZM207 100H208V102H207ZM257 100L258 99H254V102H252L253 105H254V103ZM199 102L202 103V104H199ZM211 103L214 104L215 107L214 106H210V105H212ZM36 104H38L39 106L36 105ZM119 104H121V105H119ZM139 104H140V102H139ZM255 105H257V104H255ZM43 106H45V107H43ZM113 106L115 108H113ZM257 106H256V108H257ZM24 108H27V106H24ZM35 109H36V111H35ZM261 109L263 110V107ZM116 110H117V112H115ZM257 110H258V108H257ZM21 113H20V115H21ZM53 113H55V114H53ZM81 113H83V114H81ZM112 114H114V115L112 116ZM202 114H204V115H202ZM228 114H229V112H228ZM251 114H253V113H251ZM109 115H110V117H109ZM232 115H230V118L232 117ZM211 116H213V118ZM254 116H256L255 118H258L259 116L261 117L262 114H257V115H254ZM143 118H145V117H142V122L144 120ZM172 118H171V120H172ZM251 119H252L251 121L253 122L254 118L251 117ZM138 120H140V119H138ZM145 120L143 122L144 124H145ZM259 120L261 121L262 118H260ZM134 121H136V125H139V124H137L138 123L137 120H134ZM256 121H258V120L256 119L255 122ZM49 122H47V124ZM201 122H202V124H201ZM141 123H140L138 128H140L142 126H146L147 127L146 124H149V122H147V121H146L145 125L143 123L142 124ZM130 124L132 125L134 123L131 122ZM114 126H115V128H114ZM127 126H129V127H127ZM184 126L186 127L185 128L186 130L184 129ZM138 128H137V131H140V130H138ZM144 129L146 130L145 127L142 130H144ZM188 129H190L191 131L189 132ZM192 129H195V130L193 131ZM185 131H188V132H185ZM239 131H240V133H238ZM199 132H201V131H199ZM137 133L139 134V132H137ZM140 133H142V132H140ZM206 133H207V135H206ZM49 134H50L49 136L51 137L52 134L51 133H49ZM198 134H200V133H198ZM134 136H136V135H134ZM50 137L46 136L44 139L41 140L40 145L36 146L32 150H33V154H34L35 158L39 157L41 155V153H42L43 156H45L44 158L47 157L46 161L49 160V165L52 166L53 162H54L53 160H56V159H52V158H55V156H53L51 158L52 154H55L54 152L61 151V150H60L59 147H58L59 149L55 148L57 150L54 149L55 151H53V153L50 154V156L49 155L46 156V152H47L46 149H47V146H48L47 145L48 144L47 143L48 142L47 139L50 138ZM55 137L53 139H55ZM147 137L145 139H148ZM60 139H59V141H60ZM255 140H258V139L255 138ZM145 142H147V141H145ZM145 142H142L141 145L139 144V146H138L139 151H140V149L144 148L143 147L144 146L143 143H145ZM152 144H154V143L152 142ZM40 146H42V147H40ZM146 147H147V145H146ZM146 147H145V149H146ZM196 147H198L196 150L199 151L201 155L203 154V156H205L204 154H207V152H205V150H203L201 147H200L201 149L199 150V143H197L195 145V148ZM43 149L45 150V152H44ZM173 149H175V148H173ZM71 150H73V151H71ZM125 150L127 151L128 149H125ZM129 150H128V152H129ZM135 150H137V149H135ZM70 151L71 152H74V151L78 152V154H76V155L80 156V158H82L84 162L86 161L87 163H89L91 165H94L95 168L98 167V169H96V170L99 171V168H101V170H103V172H102L103 173L102 174L103 175V179H102V176H101L100 179H99V177L95 176L96 174H94V172H96V170H94V172L91 170V171H89L87 173L85 167H77L76 168V165H78L77 163H79V161H81L82 159L81 160L77 159L76 156H74V154L71 153ZM132 151H134V149ZM132 151H130V152H132ZM34 152H36V153H34ZM69 152H70V154H69ZM139 153H141V152H139ZM16 156H17V154H16ZM132 156L133 155L131 154L130 157H132ZM40 157H42V156H40ZM73 157H75V158H73ZM35 158H33L34 159L33 161H35L38 164L40 163V161H42V160H40V158H37V159H35ZM56 158H58V160H59V157H56ZM31 160H32V158H31ZM44 161H45V159L41 163L42 164L44 163V165H45L46 161L45 162ZM27 163H30V162L28 161ZM27 163H25V164H27ZM36 163H33V164H36ZM25 164H24V166L22 164V169L24 171H26L29 168V166L31 167L30 164H28L29 166L28 165L26 166ZM91 165H89V166H91ZM94 166H93V169H94ZM120 166H122V167H120ZM58 167L60 169H58ZM71 167H73V170L70 171L71 173L67 174V173L63 172L66 169H70ZM74 167L76 168V170H75ZM1 168H2V166H1ZM6 168H7V166H6ZM32 168H29V169H32ZM22 169H20V170H22ZM156 170H154V172H156ZM31 171H33V170H31ZM34 171L36 172L37 169L35 168ZM15 172L16 173L18 172L17 175L15 174ZM35 172L33 173V175L35 174L36 176H38V174H36L38 172H36V173ZM108 172H110L109 174L111 176V179L108 180L107 183L108 184L110 182L111 183L109 185L105 184V185H107L105 187V191L109 190L108 193L105 192V198H106V199L104 198L105 202L104 201H101V202L100 201H96L93 198V195H91L92 193L89 192L88 188H85V186L82 187V185H78L80 180H85V181L87 180V182H89V183H93L92 181L96 180L97 183L99 182L100 184H103L104 179H105L104 175L107 176ZM9 173H11V171ZM175 175H179V174H175ZM175 175L173 176L171 174V176H170L168 174V176H170V177H168L166 175L167 178H169V179H167V178L166 179L169 182L170 181L173 182V180L177 178V176H175ZM11 176H13V173H11ZM46 176H47V178L50 181L48 179H46ZM166 176H164V177H166ZM40 177H38V178H40ZM78 177H80V178H78ZM179 177H180V175H179ZM78 179H80V180H78ZM163 179H165V178L162 177V180ZM39 181L37 183H39ZM45 181H46V183H45ZM52 182H54V183H52ZM167 182H165V183H167ZM169 182L167 184H169ZM41 183H40V185H41ZM136 183L137 182H135V184H134L135 186L131 190H134V188H135V191L137 192V190H136L137 187L136 186H138V192L140 191V194H141V191H142V194H143L144 197H145V195L147 193L150 194V189L149 188H151V187H147V186H149L148 184L146 185V183H141V184H145L146 186H142V185L139 184L140 185V187H139V185H137ZM29 184H30V186H29ZM56 184H57V186L54 187ZM3 185H5V184H3ZM169 186H171V185L169 184ZM30 187H32V188H30ZM143 187L145 189L144 193H143V191H144ZM146 187H147V189H146ZM106 188L107 189L109 188V189L106 190ZM139 188H141V189H139ZM46 189H47V191H46ZM50 189L52 191H55V192L53 193ZM148 190H149V192H148ZM128 191L129 192H133V191H130L129 189H128ZM128 191H125V192H128ZM3 192H4V194H3ZM58 192L60 193L59 195H58ZM43 194L44 195L46 194V196H48V194H49V197L50 198L52 197V199L50 200V198L49 199L46 198ZM140 194L136 195L135 192H134V195L136 196V198L139 197ZM52 195H54V196H52ZM55 195H56V197H55ZM107 195H109V196H107ZM60 196H62V197H60ZM42 197L43 198L45 197L46 199L44 198V200H46V201L48 200V201H50V203L48 204L45 201L41 202V201H43ZM109 197L111 199V202H110ZM53 198H55V199L53 200ZM147 198H148V196H147ZM37 199H36V201H38ZM142 199H143L142 203H145L146 202L145 198H142ZM55 200H57L59 202L56 201L57 202L56 203ZM141 200H140V197H139V201L140 202H141ZM45 203H46V205H45ZM102 203H104V204H102ZM108 203H109V205H108ZM55 205H57V206H55ZM72 205H74L75 207L72 206ZM115 205L117 207H119V205H121L120 206L121 208L119 207L121 209V212L119 210H117L118 208ZM141 205L142 204L140 203L139 207H141ZM143 205H145V204H143ZM67 206L69 208H71V209L69 210V208H67ZM52 207H56V208H52ZM43 208H45L46 211L43 210ZM49 208L51 209V211L52 210L54 211L55 209L56 210H55V212L52 211V213H50V209ZM59 208H61V210ZM63 208L67 209V211L64 210ZM75 208H76V210H75ZM115 209L117 211H119L118 215H117V212L115 211ZM48 210H49V212H48ZM68 211L69 212L71 211V214H69ZM78 211H79V214H77ZM59 212H63V213L67 212V214H63V213L60 214ZM73 212L74 213L76 212V214H77L76 215L77 217L75 216V219L73 217L75 214H72ZM120 213H122V215H123L122 218H123V220L125 222L121 219V217H120L121 214ZM59 214L62 215V216L69 215L66 218L69 217L68 221L70 219L69 222H71L72 225L69 224V222H65L67 219L65 217L62 218V216H60ZM81 215L84 216V219L86 218L87 222H85V220L82 219L83 217ZM55 217H57L59 220H61L60 218H62L63 222H62V220L59 221ZM78 217L80 219H82V222L80 221V219ZM64 218H65V220H64ZM55 219L58 220L59 223ZM46 220L48 222H46ZM73 220H74V222H73ZM77 220L80 221V222L78 221L79 225L80 224L85 225L84 228H83V225H80V226L78 225ZM49 222H52V224H55V225H52L51 223L49 224ZM123 222L126 225H127V222H128V227L131 226V223H132V226L137 229V232L138 231L140 232L139 233V237L140 236L143 237L142 238L143 240H141L142 244H141V242H139L140 243V245H139L138 243H135L137 241H133L134 240L133 239L134 234L136 233L135 234L136 237L138 236V233L136 232V229H134L135 233L131 234V230L134 232L133 229H131V230L127 229V232H126V229H124L123 227L121 228V226H123V225H124V227H126ZM129 222H131L130 225H129ZM152 222H150V223H152ZM73 223L76 224V225H74ZM59 224L62 225V226L59 227L60 226ZM70 226H72V227H70ZM132 226H131V228H132ZM1 228L3 229L2 231H1ZM64 229L66 231L68 229L70 231L73 229L72 230L73 232L72 231L70 232L68 230V232H70V234L71 233H73V234L70 235L68 232H66L70 236L66 235V233L63 231ZM74 229H76L77 231L76 230L74 231ZM4 230H7L8 233L9 232H11V233L8 234ZM60 230H61V232H60L61 234L57 233ZM85 230H86V232H85ZM129 230H130V235L131 236L129 234H127L129 232ZM22 231H23V233H22ZM62 231H63V233H62ZM64 233H65V235H64ZM82 234L84 236H82ZM14 235L12 237H14ZM127 235L130 236V239L128 241H127V239L129 237ZM132 235H133V237H132ZM61 237L64 238L66 241L64 242L63 239H60ZM131 237H132L133 240L131 239ZM48 238L51 239V240H49ZM71 238H72V240H71ZM140 238L139 239L136 238V239L140 241ZM83 239H85V240H83ZM19 240H23V241L19 242ZM47 240H49V242ZM32 241H30V242H32ZM18 242H19V244H18ZM24 242L26 244V241H24ZM114 242L117 243V245ZM128 242H129L130 245L128 244ZM74 243H76V245ZM125 243H126V245L128 244L127 247H126ZM134 243L136 245L138 244V246H136ZM14 245H16V246H14ZM22 245L25 248V245L24 244H22ZM115 245H116V247H115ZM123 245L126 247V249L123 248L124 247ZM44 247H45V249H44ZM51 247L52 248L54 247L53 249L56 250L55 252L57 254H60V255L57 256L55 252H54L55 253L54 254L53 251H52L53 249ZM128 247H129V249H128ZM131 247H133V248L130 249ZM36 250H38L40 252V254L38 253V255H37L35 253ZM51 251H52V254H51L52 256H53V254L56 255L55 256L56 258L53 256L54 257L53 260L51 259V255H50ZM24 252H25V250H24ZM147 252H146V255H147ZM61 253H62V255H61ZM66 253H67V256L69 254L70 255L66 259H63L61 256L64 255L63 257L65 258L66 257L65 254ZM128 253L132 254V255L134 254L135 257L132 256V255H129ZM19 254H21V255H19ZM28 254L29 255H33L34 254V255L32 257H30ZM149 254L152 255L151 253H149ZM35 255H37L36 256L37 258L35 257ZM147 256H149V255H147ZM48 257H50V258H48ZM58 257H59L60 260H58ZM153 257H154V255H153ZM47 258H48V261H47ZM147 258H149V257H147ZM133 259L135 260V262H133ZM50 260H52L51 261L52 263L50 262ZM76 260L77 261L79 260V261L77 262ZM156 260L157 259L154 257L152 262L156 261ZM32 261H29V262L32 263ZM29 262H27V263L29 264ZM171 262L169 264H175V262L177 263V260L175 259L174 261L172 260ZM235 264H240V262L237 261V262H235Z\"/></svg>",
	"mask_w": 264,
	"mask_h": 264
}]
</instances>
